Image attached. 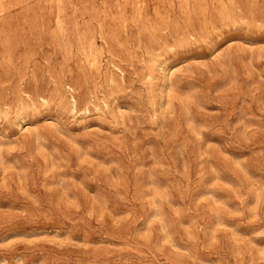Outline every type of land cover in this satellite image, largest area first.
Returning a JSON list of instances; mask_svg holds the SVG:
<instances>
[{"label":"rangeland","instance_id":"374dc122","mask_svg":"<svg viewBox=\"0 0 264 264\" xmlns=\"http://www.w3.org/2000/svg\"><path fill=\"white\" fill-rule=\"evenodd\" d=\"M0 264H264V0H0Z\"/></svg>","mask_w":264,"mask_h":264}]
</instances>
